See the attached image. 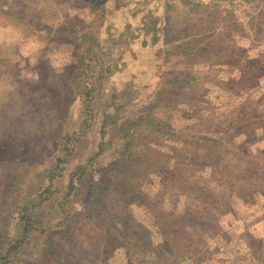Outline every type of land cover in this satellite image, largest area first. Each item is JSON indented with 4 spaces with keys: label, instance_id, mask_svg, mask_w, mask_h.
Instances as JSON below:
<instances>
[{
    "label": "rangeland",
    "instance_id": "374dc122",
    "mask_svg": "<svg viewBox=\"0 0 264 264\" xmlns=\"http://www.w3.org/2000/svg\"><path fill=\"white\" fill-rule=\"evenodd\" d=\"M0 264H264V0H0Z\"/></svg>",
    "mask_w": 264,
    "mask_h": 264
},
{
    "label": "trees",
    "instance_id": "16d2710c",
    "mask_svg": "<svg viewBox=\"0 0 264 264\" xmlns=\"http://www.w3.org/2000/svg\"><path fill=\"white\" fill-rule=\"evenodd\" d=\"M81 38H85V37L81 36ZM76 40H77V37L75 36L74 41H76ZM81 40H84V39H81ZM132 138H133V136H125V139L127 140V142H126V144L124 145V148H123L124 154H128V151H130V148H131V145H132V141H131ZM34 222L37 223L38 221L33 219L32 217H30L29 215L25 216V215L21 214V216L19 217V225H20L19 233H20V236H21L20 238L21 239L16 241L15 246H11L10 245L11 250L14 249V248H17V247L18 248H22L23 247V249H24L28 245L27 243H29V240L31 239V238H29L30 234L32 232H35V228L33 226H31V224L34 223ZM40 233H41V231H40ZM31 236H32V234H31ZM47 244H48V240H47ZM47 244H45V246H43V243H41V245L43 246V248H42V246H41V248L42 249L45 248V250H46V247L48 246ZM35 248L37 249V247H35ZM8 252H9V250L6 253H8ZM5 257H6V255H5Z\"/></svg>",
    "mask_w": 264,
    "mask_h": 264
}]
</instances>
